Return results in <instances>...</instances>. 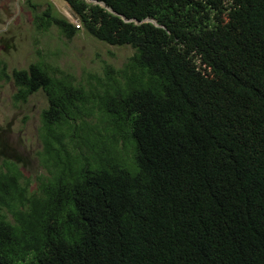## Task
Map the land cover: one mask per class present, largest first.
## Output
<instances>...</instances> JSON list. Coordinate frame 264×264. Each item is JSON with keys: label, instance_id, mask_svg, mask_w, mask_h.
<instances>
[{"label": "trees", "instance_id": "16d2710c", "mask_svg": "<svg viewBox=\"0 0 264 264\" xmlns=\"http://www.w3.org/2000/svg\"><path fill=\"white\" fill-rule=\"evenodd\" d=\"M63 1L134 54L101 94L14 70L16 103L48 101L46 173L5 163L0 264H264V0ZM34 24L79 31L51 6Z\"/></svg>", "mask_w": 264, "mask_h": 264}, {"label": "rangeland", "instance_id": "374dc122", "mask_svg": "<svg viewBox=\"0 0 264 264\" xmlns=\"http://www.w3.org/2000/svg\"><path fill=\"white\" fill-rule=\"evenodd\" d=\"M50 6L76 28L80 25L77 15L63 0H0V69L7 74L0 76V173L6 172L5 163L12 161L31 180L46 173L38 154L42 148L41 113L48 101L40 90L26 102L16 103L14 70L27 69L32 63L43 61L54 72L72 74L87 91L101 94L102 86L108 83L106 70L120 71L134 54L130 46H114L97 40L83 26L71 39L55 26L38 30L34 16Z\"/></svg>", "mask_w": 264, "mask_h": 264}, {"label": "clouds", "instance_id": "9594fccd", "mask_svg": "<svg viewBox=\"0 0 264 264\" xmlns=\"http://www.w3.org/2000/svg\"><path fill=\"white\" fill-rule=\"evenodd\" d=\"M77 25H79V24H77ZM80 27V26H79ZM79 27H77V28H79Z\"/></svg>", "mask_w": 264, "mask_h": 264}, {"label": "built area", "instance_id": "2783aa9c", "mask_svg": "<svg viewBox=\"0 0 264 264\" xmlns=\"http://www.w3.org/2000/svg\"><path fill=\"white\" fill-rule=\"evenodd\" d=\"M77 27H79V25H77Z\"/></svg>", "mask_w": 264, "mask_h": 264}, {"label": "water", "instance_id": "95a60500", "mask_svg": "<svg viewBox=\"0 0 264 264\" xmlns=\"http://www.w3.org/2000/svg\"><path fill=\"white\" fill-rule=\"evenodd\" d=\"M104 6V5H103Z\"/></svg>", "mask_w": 264, "mask_h": 264}]
</instances>
